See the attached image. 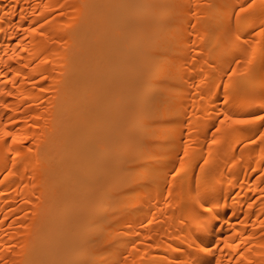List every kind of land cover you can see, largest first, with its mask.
Here are the masks:
<instances>
[{"label":"bare ground","instance_id":"1","mask_svg":"<svg viewBox=\"0 0 264 264\" xmlns=\"http://www.w3.org/2000/svg\"><path fill=\"white\" fill-rule=\"evenodd\" d=\"M0 264H264V0H0Z\"/></svg>","mask_w":264,"mask_h":264}]
</instances>
